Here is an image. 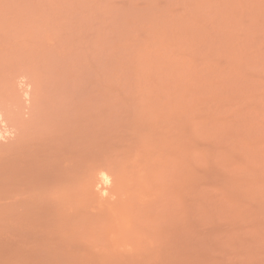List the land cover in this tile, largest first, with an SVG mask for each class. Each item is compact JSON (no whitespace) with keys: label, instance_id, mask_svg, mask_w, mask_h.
<instances>
[{"label":"rangeland","instance_id":"374dc122","mask_svg":"<svg viewBox=\"0 0 264 264\" xmlns=\"http://www.w3.org/2000/svg\"><path fill=\"white\" fill-rule=\"evenodd\" d=\"M68 159L82 167L66 180ZM90 171L99 194L147 198L132 222H152L167 264H264V0H0V204L4 180L69 188ZM27 196L0 212V264L39 257L51 216L46 236L101 226H61ZM65 239L36 242L44 263Z\"/></svg>","mask_w":264,"mask_h":264},{"label":"bare ground","instance_id":"6f19581e","mask_svg":"<svg viewBox=\"0 0 264 264\" xmlns=\"http://www.w3.org/2000/svg\"><path fill=\"white\" fill-rule=\"evenodd\" d=\"M68 160H72L73 161V162H69V166L71 167V170L68 171L66 169V167H65V169L64 170L62 169V171H61V175L63 177H65L66 180H68V172L74 173V170L78 169L79 167H82L81 166L82 162H80L79 160L78 161H74L73 159H68ZM25 170L27 171V168H25ZM27 172L30 173L32 171H27ZM38 172H40V170ZM91 173L92 172L90 171V175L87 176L85 179L81 178V180L78 177H74V179L70 182V183H72V185L68 184L69 188H67V187L63 188L62 185H60L58 183H55V182L44 183L43 182V178H41V177H36L35 178L34 177L32 180H28L29 182H28L27 186L19 189L17 185H14V186L10 185L12 190L8 191L7 188H6V185H8L7 181L4 180L3 189L1 191V196H2L1 198L4 199V200L8 199V201L2 202L0 204V212L4 213V215H5V212H9L11 210H15L17 208V206L20 204L19 202L21 200V199L18 198V196L20 194L27 193L28 196L24 197V199L29 201L32 204H36L35 207H37L38 209L46 211L49 207H54V212L57 214V216L59 215L58 216L59 219H56L59 222L61 221L60 220V215H63V214L67 215L68 217H71L72 219L75 218L73 220H76L77 217H78L77 220H81L82 218L86 217L85 218L86 220H84V219L83 220L87 221V218H88L87 216L90 215V213H92V216H93L92 219L93 220L92 221L89 220L88 222H94V220H95V223H92V226L97 224L96 221L101 224L102 227L101 226L97 227L95 225L97 227V228H95V227H91V224L87 222L88 226L90 224V229L92 230V232H91V230L89 231L90 234H89V232H84L83 230H82V233H81V231H79L80 232L79 233L78 231L77 232L75 231L77 229L69 230L68 228L67 229L69 230L70 233L67 232V233H69V234H67L66 233V228L64 226H62V225L65 224V222L62 221L63 222L62 225H61V222H60V224L59 223L58 224L61 225L62 228L65 229V231L60 229L61 231H59L57 235H55V233H57L56 231H52V232H55L54 235L57 236L55 238V236L53 234H51V232H50V234L53 237H50L49 236L50 234L48 232H47L48 236H46L47 234L44 231V230H46L48 228L49 223L53 222V219L51 218L52 216L50 217L51 221H49L48 225L45 224V223L43 225L42 221H45V220L40 221V220H38V218H34L35 221L37 219L36 223L37 222L39 223V221H40L42 223V226H44V228L47 226V228H45V229L43 228V230H42V226H39L41 224L39 223V225H37L36 223H34L35 221L32 220L35 225L34 224H30L31 227L33 225L34 226L37 225L39 227H37V226L34 227L33 226L35 228V230L33 229L34 230V234H32L33 231L31 232V234L35 236V234L37 232L36 229L39 228L38 230H41V233L39 231L38 232L41 235L39 233H37L38 237L35 236L36 237V241H35V237H33L34 238L33 240L31 239L32 235L29 234L30 232L27 233V234L31 235L30 238H29V236H26V237H28L27 238L28 240L30 239L29 241H32V242L35 241V244H34V242L33 243L30 242V246L34 244V247H31V248H33L32 251H34V249H35L36 251H34V252H37V254H39L41 252L40 253L41 255L39 257L37 256V254H35L39 258V259H37V261H39L40 259H42L45 256V254H44V256L42 255L43 252H45V251H43V249H42V251H43L42 252L41 248L38 247L40 245L36 246V242L37 241H39V242L41 241V243L38 242L37 244H42L43 243L45 245H46V243L49 242L48 239L42 240L43 238L40 239L39 237L40 236L43 237V235L46 234L44 236V238L49 237V239L51 240L50 243H48V246H49V244H52L54 242L53 241L54 239H55V241H57L58 239L60 241L61 240L63 241L65 238L64 239H60L58 237V235L60 234V232L61 233L65 232V234H67V236H65V234H63V237L71 236L72 237L71 239H74V240L76 239L77 242H76V240L75 241L71 240L70 237H69L68 239L71 240L72 242L71 241H67V239H65V241L63 242L65 246L61 245V246H63L62 249L58 248V246L60 247V245H59L60 243H58V242L54 243V245H52V246L50 245V247L57 246L56 248H58V249H55V247H53L54 249H51V250L49 249L50 247L47 248V251L49 249L51 252L54 251V250H58L56 252L54 251L55 252V253L53 252L54 254L51 253V254H53L52 257L55 256L54 258L51 257V260H54L55 264H69V263L70 264H81L82 262L84 263L85 260H86V262L88 264H93V263L96 262L98 257L99 258H98L97 261H99V259H100V262L103 260L104 262L105 261L108 262V264L110 262H112L114 264H120V263L123 264L125 261L127 263V261L130 260V258L133 261V264L145 263L146 260L154 261V262L156 261L158 263L164 261L166 263L167 261H165V260H168V253H166L167 255H165L166 251L165 252L162 251L160 246H159L160 249L159 248H155V246H157L156 242L158 241V243H159L160 242L159 241L160 238L157 241L155 240V232L153 230H149V231L145 232V230L147 228H149V226H151L152 222H147L144 225L146 228H144V226L135 228L134 223L132 222V218L134 217V214L137 213V211L139 212L140 210H142V209H144L146 207L147 208L150 207L149 206L150 202L149 201L147 202V198L144 195L142 197H140L141 196L140 194L132 195L133 192H131L129 194L126 193L127 195L124 193V195H126V196H124L122 194L123 197H121L122 195L121 196L118 195L119 194V190H117L118 189L117 186H116V188L115 187L113 188L111 186L112 188L110 187L111 189L110 188H109L110 190L106 189V191L103 188L104 190L102 189L103 190V191L101 190L102 193L99 194L100 192L98 190H100V188L98 190H96L98 192L93 190V188H94L93 186H97L98 184L96 185L95 180L91 178ZM26 175H28V174H26ZM99 181H100V179H99ZM117 192H118V194H117ZM127 192H129V191H127ZM134 193H137V192H134ZM138 193H141V192H138ZM100 198L102 199V201L100 200ZM47 199L51 200V202L49 203L51 206H49V204H45L47 202L46 201ZM98 200L101 201L102 206L99 203L100 201H98ZM98 203L100 204V206H99ZM154 203L155 202L151 203V207H152V204H154ZM58 205H60L61 207H59ZM41 212H43V211H41ZM46 213L49 216V212H46ZM60 213H63V214H60ZM56 214L53 217L54 219H55ZM38 215H37V217H40ZM52 215H53V212H52ZM48 216H47V218L46 217L45 218L49 219ZM80 216H83V217H81V219H80L79 218ZM3 224H4V222H3ZM52 224L54 225V222ZM58 224H55V225H57L56 227H58ZM4 225H6V223ZM53 225H51V226L53 227ZM97 225H99V224H97ZM7 226L8 225H6L4 230L6 228H8ZM61 226H60V228H61ZM56 227H54V228H56ZM49 228H51V227L49 226ZM49 228L47 230H49ZM92 228H94V229H92ZM98 228H100V229L97 230ZM51 230H53V228H51ZM58 230H59V228H58ZM94 230H95V232H94ZM83 232H84V234H83ZM75 233L77 235L73 236V234L75 235ZM70 234H72V235H70ZM19 235H21V234H19ZM61 235L62 234H60V237L62 238ZM81 235L83 236L82 240H81L80 237H79L80 239L78 238V236H81ZM21 236H23V235H21ZM17 237H19L18 240L20 239L19 240L20 242L19 241L18 242H19V244H21V239L22 238H20V236H18V234H17ZM17 237H14V239H17ZM27 239H26V241L29 242ZM9 240H10V236H9ZM78 240H81L80 242H84L85 240H87V241L84 242L85 244L84 243L82 244ZM1 242L4 243L3 241H1ZM23 242L24 241H22V244H24ZM67 242L68 243L71 242V243L68 244ZM73 242L74 243L76 242L78 244L80 243L79 246H78V244H76V245H77V247L79 248L80 251H84V252L87 251L86 255H88V251L90 253V252H92V249H94V248L98 249V252H96L97 251L96 249L94 250L95 252L93 251L95 253V256L97 254L96 260L94 258L95 256H94L93 252L91 254H89V256H88V257H90V255H92V257H93V259L92 258L88 259L91 263L88 262V260H87L88 257L84 259V257H86V256L83 255L84 254L83 252H82L83 254L79 253L80 251L78 250V248L74 244H73L72 247H70ZM65 243H67V245L69 247L66 246ZM16 244L19 246L18 243H16ZM22 244L20 246H22ZM27 244L25 246H22V247L23 248L27 247ZM43 244H42V246H43ZM61 244H62V242H61ZM81 244L84 247H86V250L85 249L83 250V248L81 249V247H82ZM17 245H16V248L18 247ZM87 245H88V248H87ZM158 245H160V243ZM20 246L18 247V249L20 248ZM35 246H36V248H35ZM74 246L77 248V250L79 252H77V251L75 252L74 251V250H76L74 248ZM21 248L19 250H21ZM31 248H27V249L30 250ZM37 248H39V249H37ZM45 248L46 247H44V249ZM73 248H74V250H73ZM18 249H17V251H18ZM129 249L131 250V252L129 251ZM24 250H26V249H24ZM123 250H125V251L128 250L130 252V255H129V253H124L125 251L123 252ZM13 251H15V250H13ZM32 251L30 250L29 252L31 253ZM18 252H22V251H18ZM25 252H28V251H25ZM25 252H22V253H25ZM17 254H19V253H17ZM124 254H128V255H126L127 259L125 258L126 256H124ZM15 255H16V253H15ZM30 255H32V254H30ZM30 255L27 254L26 256H28V257H34L35 256L34 254L32 256H30ZM17 256H19V258H20L21 254L17 255ZM128 256H130V258ZM82 257H83L84 261H83ZM13 258H14V256H13ZM19 258H18V260H19ZM22 258H23V254H22ZM36 258H34V259L36 260ZM44 259H46V258H44ZM91 259H92V261H91ZM18 260H17V262H19ZM35 260H33V261L30 260L31 261L30 264H33L34 262H35V264L36 263L40 264L41 260L39 261V263L37 261H35ZM25 261H26V259H25ZM48 261H50V260L48 259ZM79 261H82V262H79ZM103 261H102V263H104ZM15 262H16V259H15ZM24 262H22V263H24ZM27 262H28V260H27ZM27 262H25V263H27ZM100 262H98L97 264H99ZM41 263L42 264H46V263H44V260L41 261ZM52 263L54 264V262H52ZM128 263H130V261H128ZM147 264H149V263H147ZM160 264H162V263H160Z\"/></svg>","mask_w":264,"mask_h":264}]
</instances>
